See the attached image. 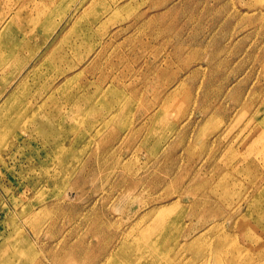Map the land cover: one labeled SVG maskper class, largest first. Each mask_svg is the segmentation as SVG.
<instances>
[{
  "label": "rangeland",
  "instance_id": "obj_1",
  "mask_svg": "<svg viewBox=\"0 0 264 264\" xmlns=\"http://www.w3.org/2000/svg\"><path fill=\"white\" fill-rule=\"evenodd\" d=\"M0 46V264H264V0H0Z\"/></svg>",
  "mask_w": 264,
  "mask_h": 264
},
{
  "label": "bare ground",
  "instance_id": "obj_2",
  "mask_svg": "<svg viewBox=\"0 0 264 264\" xmlns=\"http://www.w3.org/2000/svg\"><path fill=\"white\" fill-rule=\"evenodd\" d=\"M0 49L1 50H3L4 49V46H0ZM227 194H228V190H226V191H224L223 192V196H227ZM195 204H197V203H195ZM192 206H193V204H192ZM191 206V207H192ZM255 206V205H254ZM214 212H218V211H214ZM222 215V214H221ZM205 216H206V213H205ZM208 216V215H207ZM210 217V216H209ZM212 217V216H211ZM214 217H215V219H216V217H217V215H214ZM254 217H257V221H256V224L254 225V226H261V227H263L264 226V219H263V217H262V215H259L258 213L256 214V215H254ZM208 218V217H207ZM253 218V217H252ZM199 220H200V225L198 226V227H200V226H203V225H205V224H207V222L209 221V219H205V218H199ZM223 219H221V220H213V221H210V222H212L213 224L210 226V228L208 229V231L210 232V233H212L213 235L214 234H216L218 231H220V230H223V231H225V229H226V227H229V228H233V227H235V222H234V220H233V218H226V220H227V226H226V222H225V220H223ZM201 221H203V223L201 222ZM221 221H222V223H221ZM209 222V223H210ZM175 223V222H174ZM173 223V224H174ZM168 224H170V222H166L165 223V225H168ZM196 226V225H195ZM243 226V224H241L240 226H239V228H241ZM195 228V227H194ZM250 228H252V226L250 227ZM151 229H148L146 232H147V234L149 235V236H151V235H153V231L152 232H149ZM191 231H193V230H189L188 231V233L187 234H189ZM204 236L205 235H200V237H198V238H196L194 241H199L200 239H202V238H204ZM210 239H212V238H210ZM215 240H217V236H213V241H215ZM137 248H139V246H137ZM120 250V249H119ZM117 253H118V251H117ZM116 253V254H117ZM188 260H190V259H188ZM260 260V259H259ZM110 260L109 259H106V263L107 262H109ZM246 263V261H243V264H245Z\"/></svg>",
  "mask_w": 264,
  "mask_h": 264
}]
</instances>
